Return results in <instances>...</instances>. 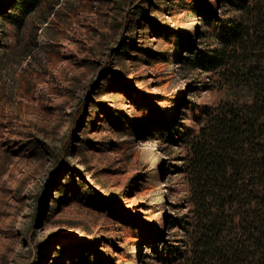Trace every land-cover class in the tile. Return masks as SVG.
I'll return each instance as SVG.
<instances>
[{"label":"rangeland","instance_id":"374dc122","mask_svg":"<svg viewBox=\"0 0 264 264\" xmlns=\"http://www.w3.org/2000/svg\"><path fill=\"white\" fill-rule=\"evenodd\" d=\"M184 3L47 0L0 27V264H149L143 235H178L179 149L129 129L223 94L173 51Z\"/></svg>","mask_w":264,"mask_h":264},{"label":"trees","instance_id":"16d2710c","mask_svg":"<svg viewBox=\"0 0 264 264\" xmlns=\"http://www.w3.org/2000/svg\"><path fill=\"white\" fill-rule=\"evenodd\" d=\"M45 1L0 0V27L22 30ZM183 6L195 31L188 37L169 33L177 60L205 73L212 81L205 86L223 94L186 106L181 121L176 113L159 112L129 129L177 146V171L187 186L186 212L172 224L178 235H143L155 251L149 264H264V0H191ZM148 24L162 33L159 24ZM202 39L210 40L203 48Z\"/></svg>","mask_w":264,"mask_h":264}]
</instances>
